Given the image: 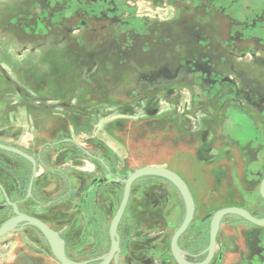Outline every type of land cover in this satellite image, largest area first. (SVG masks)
Masks as SVG:
<instances>
[{"label":"rangeland","instance_id":"374dc122","mask_svg":"<svg viewBox=\"0 0 264 264\" xmlns=\"http://www.w3.org/2000/svg\"><path fill=\"white\" fill-rule=\"evenodd\" d=\"M252 1L264 4V0H236L230 9L242 17L241 11ZM218 2L152 0L148 7V0L134 1L142 16L136 18L145 21L136 25L149 26L137 42L135 54L140 66L145 70L168 66L173 73L185 57L196 56L199 45L195 30L220 38L218 42L227 38L231 21L229 0L222 2L225 7L220 10L216 8ZM71 4L73 0H0V142L41 155L50 167L69 173L75 187L80 186L79 176L88 179L104 170L100 166L94 172L74 168L95 162L69 144L50 145L42 150L45 144L67 135L101 153L121 176L145 165L173 168L193 187L198 204L196 217L234 203L250 208L264 206L258 195V183L264 173L257 176L225 171L230 157L216 155L222 143L213 139L214 131L211 129L204 136L207 140L202 138L201 120L213 118L197 113L202 100L192 88L187 86L190 91L185 92L181 86L186 84L180 78L154 90L141 80L132 85L131 71L121 74L116 65L119 56L110 46L100 45L105 33L99 19L90 22L97 27L96 32L88 28L80 34L68 33V28L77 27L80 21V11H72L75 9L69 7ZM186 24L194 28L186 30ZM83 35L95 36L97 40L89 46L79 43L63 47L58 43L63 36ZM106 36L117 35L111 31ZM90 65L96 67L90 69ZM190 103L192 109L186 111ZM8 165L14 171L20 162L0 152V175L5 174L4 167ZM38 181L47 196L56 198L67 192V178L61 174L41 170ZM110 194L107 190L109 198ZM132 195L128 211L145 220L144 226H139L142 233L149 239L155 234V239L161 238L167 246L170 232L166 221H179L183 216L181 196L166 181L147 177L135 184ZM119 199L120 192L115 191L110 198L112 208H107L109 217ZM75 201L70 197L53 208H39L34 203L29 206L68 235V218ZM132 205L138 210H132ZM234 220L229 217L224 226ZM197 228L195 222L189 235H194ZM207 232L208 227L204 229V245ZM3 243L0 264H16L6 258L8 250ZM154 243L159 246L160 242Z\"/></svg>","mask_w":264,"mask_h":264},{"label":"flooded vegetation","instance_id":"af4514ba","mask_svg":"<svg viewBox=\"0 0 264 264\" xmlns=\"http://www.w3.org/2000/svg\"><path fill=\"white\" fill-rule=\"evenodd\" d=\"M134 1L136 0H73L69 7L74 8L75 10H72L74 12L80 11V21L77 27L68 28V33L80 34L82 30L86 31L88 28L96 32L97 27L90 22L97 18L102 23L100 29L105 33L100 45L110 46V50L119 56V63L116 65L121 74L131 71V84L141 80L148 88L154 90L171 83V79H182L180 81L186 84L184 87L181 86L182 89L189 92L187 87L189 86L194 95L202 100L201 105L196 107L197 113L204 112V117L212 115L211 120L209 118L201 120V135L205 141L207 137L204 136H207L208 131L211 129L214 131L213 139L222 143L216 155L219 158L221 155L230 157L227 161L229 167L225 171L248 172L260 176L264 173V4L252 1V4L241 11L242 17H239L234 9H230L236 0H229L227 6L231 10H229L231 21L227 38L218 42L220 38H212L205 32L194 29V37L199 45L196 56L185 57L171 73L168 66L151 70H145L140 66L136 56L137 42L140 39L139 35H143L142 32L149 26L145 23L136 25L145 21L137 19L142 16L138 14L139 5L133 3ZM218 1L216 8L223 9L224 0ZM150 2L152 4V0H148V7ZM84 12H87V15ZM70 15L72 16L71 13ZM85 16L92 18L91 21ZM188 28L194 27L186 24L185 29ZM111 31H115L117 36H106ZM96 40L95 36L85 35L79 38L63 36L58 39V43L63 47L79 43L89 46ZM105 51L108 55V47ZM92 67L96 65H90L89 68ZM189 105L190 108H185L186 111L192 109V104ZM0 144L19 150L32 158L0 148V152L13 156L20 162L14 171L9 165L5 166V174L0 175V228L5 223L16 220L12 227L0 236V245L4 242L2 246L8 250L6 258L13 263L63 264L55 255L47 234L32 221L33 219L57 234L63 241L66 257L78 264H182L177 259L173 246L174 237L186 218V202L178 187L164 177L147 175L135 179L130 185L129 198L117 225L116 235H113L111 230L113 219L124 200L128 177L140 168L162 167L177 173L189 187L194 199L193 218L187 229L177 238L178 254L186 264H264V225L256 224L236 213H228L222 217L215 247L210 256L212 221L218 211L239 208L255 219H264V206L250 208L234 203L196 217L198 204L193 187L173 168L145 165L121 176L116 174L118 170L109 164L101 153L89 149L76 137L67 135L55 143L45 144L42 150L50 145L69 144L73 146L74 151L95 162L74 168L94 172L100 166L104 170L88 179L79 176L80 186L75 187L69 173L60 168L50 167L41 155L29 153L18 145L5 142ZM204 146L205 143L201 147L202 150L205 149ZM41 170L66 177L67 192L56 198L45 195L38 185ZM146 177L166 181L183 200L184 213L181 219L177 221L168 218L166 221V227L170 232L167 246L161 238L155 239V234L150 236L151 239L145 236L143 230L139 228L144 226L145 220L141 219L139 214L135 212L129 214L128 211L133 201L135 184ZM263 181L264 176L258 183V195L264 203L261 192ZM210 189L214 190L215 187ZM107 190H110L111 197L115 191L120 192L117 207L110 217L107 208L111 210L112 202L111 197L106 195ZM70 197L76 201L68 218V235L58 230L52 220L40 215L38 211H33L34 207L29 206L34 203L39 208H53ZM138 208L132 205V210ZM229 217L236 220L225 227L226 219ZM195 222L198 228L196 231L193 230L194 235H189ZM206 227L207 242L204 245ZM221 237L223 240L220 242ZM155 240L160 242L159 246L154 243Z\"/></svg>","mask_w":264,"mask_h":264},{"label":"water","instance_id":"95a60500","mask_svg":"<svg viewBox=\"0 0 264 264\" xmlns=\"http://www.w3.org/2000/svg\"><path fill=\"white\" fill-rule=\"evenodd\" d=\"M0 148L3 149H7V150H13L19 154H23L21 151L16 150L14 148L11 147H7L4 145L0 144ZM25 155V154H23ZM28 158L32 159L30 156L25 155ZM147 175H155V176H161L164 177L168 180H170L171 182H173L178 189L180 190L182 196L184 197V200L186 202V208H187V213H186V218L183 222V224L181 225V227L179 228V230L177 231L175 237H174V253L177 257V259L182 263V264H186L183 259L179 256L178 251H177V238L179 235H181L188 227V225L190 224L192 218H193V214H194V210H195V204H194V199L192 197L191 191L189 190V187L187 186V184L185 183V181L175 172L167 169V168H162V167H145V168H140L137 169L135 172H133L127 179V187H126V192H125V196H124V200L123 203L121 205V208L119 209V211L117 212L116 216L113 219L112 222V226H111V230H112V234L116 235V229H117V225L122 217L123 211L125 209V206L127 204L128 198H129V192H130V185L131 183L142 176H147ZM261 192L264 196V181H263V185L261 188ZM228 213H236L239 214L245 218H248L249 220L255 222L256 224L259 225H264V219H255L253 218L248 212H246L245 210L239 209V208H226V209H222L220 211H218L212 221V227H211V244H210V256L212 254V251L214 250L215 247V239H216V235L217 232L219 230V225H220V221L222 219V217L225 214ZM18 220V219H17ZM16 221V220H15ZM15 221H10L5 223L1 228H0V236L3 235L7 230H9L12 225L15 223ZM35 221V223L41 227L44 232L47 234L49 240L51 241V244L53 246V251L55 253V255L61 260V262L63 264H78L75 262L70 261L64 252V247H63V241L59 238V236L55 233H53L48 227H46L45 225H43L42 223H40L37 220H33Z\"/></svg>","mask_w":264,"mask_h":264},{"label":"bare ground","instance_id":"6f19581e","mask_svg":"<svg viewBox=\"0 0 264 264\" xmlns=\"http://www.w3.org/2000/svg\"><path fill=\"white\" fill-rule=\"evenodd\" d=\"M93 167V165L91 166V168Z\"/></svg>","mask_w":264,"mask_h":264}]
</instances>
